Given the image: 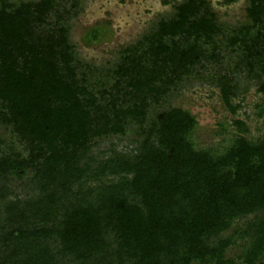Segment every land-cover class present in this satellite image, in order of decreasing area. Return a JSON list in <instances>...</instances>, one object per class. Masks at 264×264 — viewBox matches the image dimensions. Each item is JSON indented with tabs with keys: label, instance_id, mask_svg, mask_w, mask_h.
<instances>
[{
	"label": "trees",
	"instance_id": "16d2710c",
	"mask_svg": "<svg viewBox=\"0 0 264 264\" xmlns=\"http://www.w3.org/2000/svg\"><path fill=\"white\" fill-rule=\"evenodd\" d=\"M79 7L0 0V264H264V0L227 27L209 0H173L100 68L70 41ZM190 80L230 115L211 144L168 98Z\"/></svg>",
	"mask_w": 264,
	"mask_h": 264
},
{
	"label": "rangeland",
	"instance_id": "374dc122",
	"mask_svg": "<svg viewBox=\"0 0 264 264\" xmlns=\"http://www.w3.org/2000/svg\"><path fill=\"white\" fill-rule=\"evenodd\" d=\"M80 7L71 17L69 24L70 41L74 44L75 52L83 62L94 67L112 66L118 58V50L133 44L143 33L149 30L153 22L161 15L172 10V1L167 0H79ZM210 5L217 13L224 26H236L246 20L245 2L237 0L226 4L223 0H209ZM91 28L99 31V37L90 42L86 35ZM226 54V52H222ZM223 64L225 62L223 61ZM240 84L247 81L242 79ZM244 94L242 107L238 110V117L249 115L248 125L252 133L257 131L259 120L254 116V103L258 94L255 85L248 84ZM172 104L190 110L198 119V128L195 131L196 139L201 144H211L218 140L213 135L216 122L230 115L218 98V90L207 81L190 80L182 83L177 90L169 95ZM7 131L0 127V136L6 140ZM127 135L120 138L102 140L97 149L107 146L110 141L119 139V148L128 142Z\"/></svg>",
	"mask_w": 264,
	"mask_h": 264
}]
</instances>
